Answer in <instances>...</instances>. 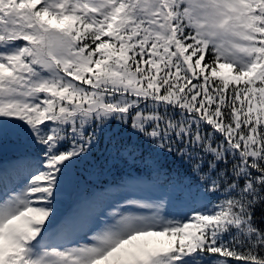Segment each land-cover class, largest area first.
I'll return each mask as SVG.
<instances>
[{"label":"snow or ice","instance_id":"6c2138e0","mask_svg":"<svg viewBox=\"0 0 264 264\" xmlns=\"http://www.w3.org/2000/svg\"><path fill=\"white\" fill-rule=\"evenodd\" d=\"M5 145L0 264H264V0H0Z\"/></svg>","mask_w":264,"mask_h":264},{"label":"trees","instance_id":"16d2710c","mask_svg":"<svg viewBox=\"0 0 264 264\" xmlns=\"http://www.w3.org/2000/svg\"><path fill=\"white\" fill-rule=\"evenodd\" d=\"M112 128H115V123H113ZM103 149L104 142L102 140L101 151ZM108 159L110 158L107 157V154L102 156L100 152H94L88 160L78 163L76 166L78 173L77 181L71 184L68 190V193L72 196V200H75L84 191L90 193L95 187L103 186L109 180H117L119 177H113L117 176L119 172L120 175L121 173L123 175L129 170V165L120 160L112 162L115 165L114 167H104L105 161ZM69 202L67 201V206H69ZM256 216L259 218L257 221L259 226L264 227V206L256 209Z\"/></svg>","mask_w":264,"mask_h":264},{"label":"rangeland","instance_id":"374dc122","mask_svg":"<svg viewBox=\"0 0 264 264\" xmlns=\"http://www.w3.org/2000/svg\"><path fill=\"white\" fill-rule=\"evenodd\" d=\"M10 161L11 160L3 162V164L7 165ZM7 186L10 188L12 185H11V183H9ZM4 188H5V185L4 184H0V192H2L4 190ZM65 191H66V188H65ZM59 210H60V214L63 215V213H62V211H63L62 204L59 205Z\"/></svg>","mask_w":264,"mask_h":264}]
</instances>
